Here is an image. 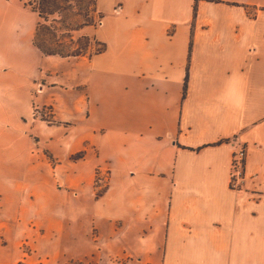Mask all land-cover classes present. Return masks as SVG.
I'll return each mask as SVG.
<instances>
[{"label": "crops", "instance_id": "obj_1", "mask_svg": "<svg viewBox=\"0 0 264 264\" xmlns=\"http://www.w3.org/2000/svg\"><path fill=\"white\" fill-rule=\"evenodd\" d=\"M0 13V264L126 237L125 264H264V0H95L88 56Z\"/></svg>", "mask_w": 264, "mask_h": 264}, {"label": "rangeland", "instance_id": "obj_2", "mask_svg": "<svg viewBox=\"0 0 264 264\" xmlns=\"http://www.w3.org/2000/svg\"><path fill=\"white\" fill-rule=\"evenodd\" d=\"M21 1L28 9L39 10L38 4L41 0ZM57 1L59 8L47 12L44 20L39 19L38 42L42 44L44 51L57 53L54 56L60 57H67L74 51H81V55L87 56L100 51L101 46L91 41V37L86 33V27L94 26L97 21L94 9L90 5L91 0ZM14 3H17V0H14ZM48 113L42 110L43 121L49 118ZM114 244L111 255H108L107 251L104 255L102 252L104 248H98L97 241L92 242L90 238L85 247L65 248L63 242H58L57 248L43 249L42 255L33 259L31 264H125L121 256H125L126 252L136 250L138 257L145 253L144 248L136 249L134 242H130L128 237Z\"/></svg>", "mask_w": 264, "mask_h": 264}, {"label": "built area", "instance_id": "obj_3", "mask_svg": "<svg viewBox=\"0 0 264 264\" xmlns=\"http://www.w3.org/2000/svg\"><path fill=\"white\" fill-rule=\"evenodd\" d=\"M42 112L35 107L31 113V119H41ZM231 157L229 162L228 185L232 191L239 192L240 184L243 180V172L246 159V147L236 141L230 142Z\"/></svg>", "mask_w": 264, "mask_h": 264}, {"label": "trees", "instance_id": "obj_4", "mask_svg": "<svg viewBox=\"0 0 264 264\" xmlns=\"http://www.w3.org/2000/svg\"><path fill=\"white\" fill-rule=\"evenodd\" d=\"M38 5H39V10L38 11H35L34 10V12H36L37 15H38V17L41 18V19H43V20L45 19L44 16H45V14H47V12H49L51 9L57 10L59 8V3H58L57 0H41V2ZM90 5L94 9V7H95V0H91ZM37 33H38V28H37L36 33L34 35V44H35V46L44 55H55V54H57V53H52V52L50 53L49 51H44L42 44H40L38 42V35H37ZM79 55H81V51L80 52H77V51L75 52L74 51L71 55H67V56H79ZM184 87H185V85H184Z\"/></svg>", "mask_w": 264, "mask_h": 264}]
</instances>
